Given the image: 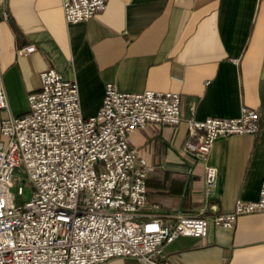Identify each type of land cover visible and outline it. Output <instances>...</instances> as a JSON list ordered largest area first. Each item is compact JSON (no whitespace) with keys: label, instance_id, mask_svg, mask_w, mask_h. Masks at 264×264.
I'll list each match as a JSON object with an SVG mask.
<instances>
[{"label":"crops","instance_id":"crops-1","mask_svg":"<svg viewBox=\"0 0 264 264\" xmlns=\"http://www.w3.org/2000/svg\"><path fill=\"white\" fill-rule=\"evenodd\" d=\"M64 1L0 0V78L10 113L26 112L28 93L49 67L76 81L84 116L96 114L106 82L122 91H177L184 114L199 119L255 108L259 130L217 137L206 158L186 147L202 131L189 133L185 121L138 126L128 144L149 167L145 210L208 218L204 235L163 245L171 264H264V211L231 226L212 220L237 198L256 199L264 178V0H107L102 12L77 23L64 20ZM27 45L35 50L20 54ZM6 115L0 110V120ZM206 163L217 168L209 197ZM97 264L140 263L115 256Z\"/></svg>","mask_w":264,"mask_h":264},{"label":"built area","instance_id":"built-area-1","mask_svg":"<svg viewBox=\"0 0 264 264\" xmlns=\"http://www.w3.org/2000/svg\"><path fill=\"white\" fill-rule=\"evenodd\" d=\"M107 0H65L66 23L88 21ZM7 18V13H3ZM34 45L18 52L34 51ZM39 88L27 95L21 115L9 111L0 78V264H97L129 256L140 264H171L163 245L180 235H204L208 218L178 213L173 219L147 211L148 165L128 144V133L148 122L200 130L190 150L206 158L217 137L256 133L260 113L242 105L234 117L185 115L177 91L119 90L106 82L96 114L84 116L75 80L53 67L39 73ZM217 168L205 164L204 195L212 196ZM16 187V190H12ZM264 211L259 196L237 198L233 208L212 217L231 226L242 214Z\"/></svg>","mask_w":264,"mask_h":264},{"label":"rangeland","instance_id":"rangeland-1","mask_svg":"<svg viewBox=\"0 0 264 264\" xmlns=\"http://www.w3.org/2000/svg\"><path fill=\"white\" fill-rule=\"evenodd\" d=\"M12 190H14V191H15V190H16V187H13V188H12Z\"/></svg>","mask_w":264,"mask_h":264}]
</instances>
